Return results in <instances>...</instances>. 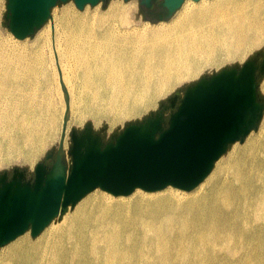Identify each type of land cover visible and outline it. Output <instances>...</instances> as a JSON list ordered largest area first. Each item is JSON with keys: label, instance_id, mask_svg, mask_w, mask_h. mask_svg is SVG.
<instances>
[{"label": "bare ground", "instance_id": "obj_1", "mask_svg": "<svg viewBox=\"0 0 264 264\" xmlns=\"http://www.w3.org/2000/svg\"><path fill=\"white\" fill-rule=\"evenodd\" d=\"M184 3L169 24L137 29L129 10L117 8L54 41L68 99L65 135L88 117L140 114L204 66L264 44V0ZM7 36L0 29V162L34 161L55 132L52 89L39 86L46 45L20 46ZM202 185L189 197L136 189L122 202L96 194L37 242L11 246L0 264H264V130Z\"/></svg>", "mask_w": 264, "mask_h": 264}, {"label": "water", "instance_id": "obj_2", "mask_svg": "<svg viewBox=\"0 0 264 264\" xmlns=\"http://www.w3.org/2000/svg\"><path fill=\"white\" fill-rule=\"evenodd\" d=\"M68 1L83 10L107 0H6V26L22 41L45 25L57 4ZM185 1L161 0L151 10L156 0H140V6L148 21L157 24L168 21ZM259 75H264V59H249L239 68L202 78L187 87L181 99L174 95L168 106L127 125L108 143L89 125L81 132L73 129L69 167L62 162L68 119L65 94L67 108L54 163H38L32 180H26L19 168L0 174V249L26 232L38 237L95 189L114 197L129 196L136 189L194 190L229 146L242 143L257 129L264 111L257 96Z\"/></svg>", "mask_w": 264, "mask_h": 264}, {"label": "rangeland", "instance_id": "obj_3", "mask_svg": "<svg viewBox=\"0 0 264 264\" xmlns=\"http://www.w3.org/2000/svg\"><path fill=\"white\" fill-rule=\"evenodd\" d=\"M161 3V0H156V2L152 5L151 10L156 9V7ZM198 2L193 3H187L188 6L195 5ZM186 3H183L181 8ZM117 8H125L129 10L130 15L127 16L128 21L130 20L131 23L137 28L141 29L144 26H146L147 29L162 26L166 24H169L175 16H178L179 12L181 11V8L166 22L152 24L148 21L147 15L144 11V9L140 6V0H107L105 2H101L97 4L96 6H85L83 10H78L74 3L72 1H68L67 3H59L57 4L52 10H51V18L45 23V25L38 30L33 36L28 37L22 41L16 40L12 34L9 32L7 26H6V20H5V13H6V0H1L0 2V10H1V17H0V29L2 33L7 36L9 35L11 40L15 42L16 44L23 46H31L36 41H41V44L46 45L45 52L46 55H51L50 58H48L46 55L44 56L42 62L46 63L45 67V78L39 81V86L41 88H51L52 91H48L49 96L53 100V112H54V124H55V132L52 137V139L48 142V144L44 147V149L39 152V155L36 160L29 161L22 157H4L3 161L0 162V174L2 172H8L11 174V171L13 168H19L23 170L25 173L26 180H32L33 178V171L35 166L38 163H45L47 166H51L55 161V156L57 154L60 136H61V129L63 124V114L65 111V100L66 95L64 92V88L60 84V76H59V70L56 64V57L54 56V53L50 48L52 49V46L54 44V41H57V38L67 29H77L79 27V23L86 21L87 24H90L91 22L95 23V21L101 17L106 16L107 12L109 10H116ZM69 23V26L66 24ZM53 29H55L53 31ZM78 30V29H77ZM94 30H96V26L94 27ZM8 37V36H7ZM44 39V40H43ZM45 42V43H44ZM65 46V45H64ZM51 51V53H50ZM249 59H256L257 63H260L264 59V44H262L260 47L252 48L248 50L243 58H235V59H226L220 62H217L213 65H206L204 66L200 72L192 77L185 79L178 84H176L172 89L169 91H166V93L162 94L161 96H158L153 101V104L149 106L146 110L141 112L140 114L129 116L126 118H123L121 120H113L112 118L101 116L99 118H93L88 117L86 118L82 124H73L69 126V129L67 131V134L65 135L64 143H63V156H62V162L65 166L69 167L71 164V157L68 154V151L71 147V141H70V132L71 130H76L77 132H81L84 127L87 125L91 126L93 131L101 137V140L103 143L110 142L114 136L118 135L120 132L123 131V129L133 123H139L142 120L146 119L150 115L154 114L155 112L159 111L161 106H168V100L172 98L174 95H178V99H181V97L184 94V91L187 87H190L197 83L202 78L210 77L213 74H216L220 72L223 69H230V68H239L245 61ZM62 65H64V68H68L67 61L63 60ZM66 65V66H65ZM53 75V77L49 75ZM258 88H257V96L261 103L264 105V75H259L257 79ZM41 92V91H40ZM68 92V91H67ZM36 102L35 100H33ZM169 110L165 112L166 116L169 115ZM74 116V111L71 110L70 118ZM42 130V129H41ZM264 130V111L262 119L260 120L257 129L249 133V135L244 139L242 143H235L231 146H229L227 152L215 163L212 173L201 183L203 188H206L207 182L210 178V176L213 174L216 169L222 165L224 162H226L228 159L234 157L238 152L242 151L248 144L255 141L257 138H259L262 135V131ZM43 132V131H42ZM47 155H52L50 159H46L45 157ZM198 188H195L194 190L190 192H184L173 188H165L164 190L156 193H146L143 191H137L135 194H145L146 196H161L163 195V192L168 190H173L172 192L179 194L180 196H192L194 194H197L199 191H196ZM175 190V191H174ZM135 192V191H134ZM101 194H107L100 189H95L91 193H89L87 196H85L74 208L68 209L63 215L55 218L49 226L45 228V230L36 238H31L29 232L25 233L24 235L18 237L11 243L7 244L3 248L0 249V257L2 256L5 251H7L11 246L16 245L17 243H22L25 240H29L32 243L37 242L40 238L46 236L48 232L53 230L54 228L58 227L62 222L63 219L70 218L73 216L76 212V209L79 208L83 204H89L93 202L95 199H97V195ZM151 194V195H149ZM155 194V195H154ZM110 198H113V200L122 201V202H128L130 200H133L138 195H135L132 193L129 196L126 197H114L109 195ZM63 217V218H62ZM25 239V240H24Z\"/></svg>", "mask_w": 264, "mask_h": 264}]
</instances>
